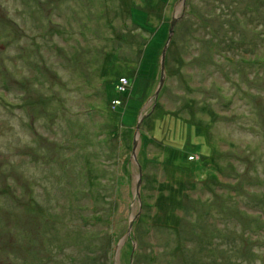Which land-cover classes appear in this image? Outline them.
<instances>
[{
  "label": "rangeland",
  "instance_id": "374dc122",
  "mask_svg": "<svg viewBox=\"0 0 264 264\" xmlns=\"http://www.w3.org/2000/svg\"><path fill=\"white\" fill-rule=\"evenodd\" d=\"M0 264H264V0H0Z\"/></svg>",
  "mask_w": 264,
  "mask_h": 264
},
{
  "label": "water",
  "instance_id": "95a60500",
  "mask_svg": "<svg viewBox=\"0 0 264 264\" xmlns=\"http://www.w3.org/2000/svg\"><path fill=\"white\" fill-rule=\"evenodd\" d=\"M175 21H176V19L175 18H173L172 19V21H171V23H170V27H169V29H168V34H167V38H166V41H165V43H164V46H163V48H162V50H161V53H160V71H161V77H160V81H159V85H158V88H157V90L155 91V93H154V95H153V99H154V103H155V101H156V97H157V95H158V92H159V90H160V87H161V85H162V83H163V74H164V59H165V54H166V51H167V49H168V46H169V44H170V41H171V37H172V33H173V27H174V24H175ZM153 106H154V104H153ZM144 117L145 116H142L140 119H139V121L137 122V124H136V129H135V134H134V140H133V146H132V154H131V156H132V159H133V161L136 163L137 162V160H136V148H137V143H138V140H137V136H138V132H139V127H140V124H141V122L143 121V119H144ZM137 164V163H136ZM139 177H140V172H139ZM139 182L140 181H138V183L136 184L137 186H136V188H135V193L137 194V196H138V188H139ZM130 225H131V223L129 224V226H128V229H127V235L129 236V232H130Z\"/></svg>",
  "mask_w": 264,
  "mask_h": 264
},
{
  "label": "trees",
  "instance_id": "16d2710c",
  "mask_svg": "<svg viewBox=\"0 0 264 264\" xmlns=\"http://www.w3.org/2000/svg\"><path fill=\"white\" fill-rule=\"evenodd\" d=\"M135 11V10H134ZM132 14H134L135 16L134 17H136V15H137V18H138V20L140 19V20H143L144 19V14H142V13H137V12H131ZM135 21V23L136 24H138L137 22H136V20H134ZM139 25V24H138ZM166 39V36H165V33L162 35V32L160 31L159 33H157L156 34V36H154L153 38H152V40L148 43V45L147 46H149V44L150 45H152L153 46V48L156 50V46L158 45V44H160L161 45V42L163 41V42H165L164 40ZM160 48V47H159ZM150 53L151 54H154V53H156V51H154V50H152V51H150ZM144 56H145V54H144ZM144 58V57H143ZM143 58H142V60H143ZM116 100H118V99H116ZM175 187V186H174ZM176 189H178L175 193H181L182 194V192H183V188H179V187H177ZM181 191V192H180Z\"/></svg>",
  "mask_w": 264,
  "mask_h": 264
},
{
  "label": "built area",
  "instance_id": "2783aa9c",
  "mask_svg": "<svg viewBox=\"0 0 264 264\" xmlns=\"http://www.w3.org/2000/svg\"><path fill=\"white\" fill-rule=\"evenodd\" d=\"M122 86H127V80L126 79H120V86H116V88H118L119 90H122ZM115 104H118V102L116 100H114Z\"/></svg>",
  "mask_w": 264,
  "mask_h": 264
}]
</instances>
